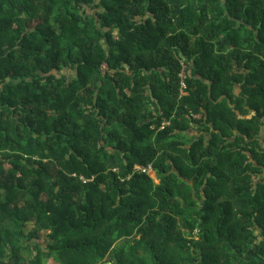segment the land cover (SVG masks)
<instances>
[{"label":"trees","instance_id":"1","mask_svg":"<svg viewBox=\"0 0 264 264\" xmlns=\"http://www.w3.org/2000/svg\"><path fill=\"white\" fill-rule=\"evenodd\" d=\"M51 258L264 264V0H0V264Z\"/></svg>","mask_w":264,"mask_h":264},{"label":"built area","instance_id":"2","mask_svg":"<svg viewBox=\"0 0 264 264\" xmlns=\"http://www.w3.org/2000/svg\"><path fill=\"white\" fill-rule=\"evenodd\" d=\"M181 75H182V77L184 76V70L182 71ZM185 87H186L185 81L182 80V81H181L182 93H185V92L183 91V89H184ZM135 171H141V172H144V173H148L150 176H152L154 179H156V172H155V170H154L153 164H148L147 166L137 164V165L135 166Z\"/></svg>","mask_w":264,"mask_h":264},{"label":"rangeland","instance_id":"3","mask_svg":"<svg viewBox=\"0 0 264 264\" xmlns=\"http://www.w3.org/2000/svg\"><path fill=\"white\" fill-rule=\"evenodd\" d=\"M155 180H156V182H159V180L157 178ZM32 256H33V253H30V254L27 255L26 258L30 259ZM109 262H110V264H114L111 261H109ZM58 263H59V261L57 259H55V258H51V259H48V260L45 261V264H58Z\"/></svg>","mask_w":264,"mask_h":264},{"label":"water","instance_id":"4","mask_svg":"<svg viewBox=\"0 0 264 264\" xmlns=\"http://www.w3.org/2000/svg\"><path fill=\"white\" fill-rule=\"evenodd\" d=\"M106 264H110V262H107ZM114 264H117V262H115Z\"/></svg>","mask_w":264,"mask_h":264}]
</instances>
